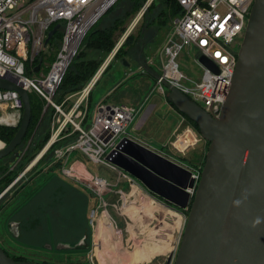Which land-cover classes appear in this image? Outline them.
I'll return each mask as SVG.
<instances>
[{
	"label": "built area",
	"instance_id": "obj_1",
	"mask_svg": "<svg viewBox=\"0 0 264 264\" xmlns=\"http://www.w3.org/2000/svg\"><path fill=\"white\" fill-rule=\"evenodd\" d=\"M114 1L0 0V76L16 82L29 92L35 91L56 108L51 137L38 156L44 155L56 142L71 137L54 147L51 161L64 160L61 162V170L67 176H75V160L67 165L69 156L74 151L79 150L94 161L117 169L107 159V154L125 136L137 140L127 128L139 112L140 106L100 101L89 122L88 96L104 68H99L80 91L67 95L61 103L54 101L61 79L87 31ZM254 1L178 0L182 13L173 19L171 30L158 50L163 71L156 78V83L161 91L167 89V82L218 118L236 69ZM146 6L147 4L144 8ZM143 11L142 9L139 13L143 14ZM56 23H64L61 47L46 73L41 66L35 71L37 65L34 66L33 60L47 46L48 32ZM186 48L196 53L194 60L201 68L198 79H193L180 69L178 57ZM202 56L208 58L215 68L205 64L201 60ZM153 62L154 57L151 56L150 61L147 57L144 64L150 65ZM27 63L31 67L29 74ZM22 115L23 101L20 93L14 89L0 88V125L18 127ZM6 144L0 139V150ZM156 151L192 171L195 185L191 193L194 195L203 167L191 166L174 159L165 151ZM83 181L100 197L109 189L108 180L103 176L84 177ZM95 214L96 210H93L92 215Z\"/></svg>",
	"mask_w": 264,
	"mask_h": 264
},
{
	"label": "water",
	"instance_id": "obj_2",
	"mask_svg": "<svg viewBox=\"0 0 264 264\" xmlns=\"http://www.w3.org/2000/svg\"><path fill=\"white\" fill-rule=\"evenodd\" d=\"M59 27L56 23L50 29L46 43ZM201 60L215 68L208 58L202 56ZM141 65L159 77L146 64ZM40 66L37 64L35 71ZM165 84L174 105L197 122L210 142L194 195L195 178L189 168L138 140L123 137L107 159L162 199L190 209L173 264H264V0L252 5L218 118L179 88ZM0 88L17 90L23 101L21 122L0 150L2 159L22 142L32 106L30 92L16 82L0 76ZM85 244L83 235L76 241H60L57 247L74 249ZM172 257L166 264H171ZM0 264L35 263L17 260L0 246Z\"/></svg>",
	"mask_w": 264,
	"mask_h": 264
},
{
	"label": "rangeland",
	"instance_id": "obj_3",
	"mask_svg": "<svg viewBox=\"0 0 264 264\" xmlns=\"http://www.w3.org/2000/svg\"><path fill=\"white\" fill-rule=\"evenodd\" d=\"M29 1L30 0H27V2ZM116 1L117 0H115L114 2ZM152 1L154 0H147V6L151 4ZM114 2L111 5H113ZM155 2L157 5L158 0ZM142 9L144 10L143 14H141L142 12L139 13ZM9 11H12V10H9ZM145 11H146V8H144L143 5L141 7H138L137 11L133 12L134 14L132 13L133 15H131L127 19L125 23V30L121 29L117 32V42L114 45L113 49L109 53H107L106 56L105 55L103 56L102 54H100L99 58L103 59L102 64H101L102 66L105 64V61L107 60L109 55H112V56L109 61L110 65L107 66V70L103 73L101 79L95 85L93 91L91 92L92 100H90L88 96V103L90 104L89 105V122L91 121V117L94 113L96 104L99 103L104 98H107V95H109L114 89L113 96L112 97L109 96L110 98L108 99H112L117 102L131 103L136 106L140 105L142 102L145 103L143 108L139 110L137 115H135L134 120L131 122V124L127 128L130 134H132L133 136H137V137H141L145 139L146 137L143 134V132H145L147 127L150 126L152 128L154 127L155 129H157V126H158L156 125L157 123H160L161 125H163L162 127H160L161 131L158 130V132L159 131L160 132L154 137L151 136L152 138L150 139L151 142L157 145L162 133L166 134L168 132V129L175 124V121L177 120L178 116L176 115V113L174 112L172 113L168 111L169 105L167 104V100L165 101V98H164L166 96L167 97L169 96L170 91L168 89V86H166L167 89L164 92H162L160 87L156 83V77L153 74L149 72L147 73L146 71H144L141 63L144 59H146V56L149 58V61H150L151 56H153L154 62L150 65L154 68V70L158 74L163 71L162 59L158 53V50L160 49L164 41V38L167 36L169 31L171 30L173 19L175 17L172 19H169L166 22L167 24L164 25L163 27L162 26L160 27V25L165 24V23L158 22L160 24V25L158 24L160 28L157 29V32L151 38V41L144 46L143 50H140L138 53L134 52L132 55L122 54L118 58L115 57L117 53L116 51L120 49L121 47L123 49L124 48L128 49V45H125L128 35L131 34V35L136 36L140 32V29L142 28L144 17H145L144 16ZM148 13H150V11H147L146 14ZM136 18L138 19L137 21L135 20ZM133 20H135L134 23H133ZM94 25L95 24H93L90 27V29ZM127 30L129 31L127 32ZM59 45H60V40H58L54 45L52 44L47 45L45 49L42 50L46 53V55L43 56L45 57L44 62H43L44 67L42 68V71L44 73L47 72L45 69H47V67L52 62L54 54L58 52L57 50L60 49V48L58 49ZM81 45H82V42L77 50L76 55L81 49ZM195 54L196 53L194 51L188 50L186 48L182 51L181 55H179L178 61H179L180 69L184 71L185 74L189 75L193 79H198L201 74V68L194 60ZM124 62H127V64H125ZM118 82L119 84L115 88H112V86L114 87V85H116V83ZM31 92L35 93V91H31ZM150 108L154 109V112H153L154 115L150 117V121L148 123L146 121V123L144 124L147 116L149 115L148 112ZM137 124H139V126L141 127L138 128ZM84 126H86V124H84ZM39 136H40L39 133H35V132L28 134L26 139L24 138L22 142L20 143V145L15 150H13L9 155L0 159V177H1V175L4 174L3 172L6 171L4 165H6L7 162H9L10 160H13V158L16 155H18V149H24L25 151L28 150L26 153L27 154L26 158L22 162L20 161L21 165H25V167L21 171V173L23 171L25 172L23 177L11 188H9L10 186L9 185L10 183H9L7 186L9 189L6 187V189L8 190L0 198V246L8 249L13 255L15 254L17 256H22L26 258V261L35 263V264L36 263L97 264L98 262H100V264H114V261L116 262L115 264H119L118 260L121 258L120 257L121 251L119 250L118 251L115 250V252L110 253L109 255L108 253L105 252L106 250H102L101 252H99L98 256H95L96 251H94L95 252L94 253L93 250L90 251L89 248H86L85 246L74 248V249H56V248L50 249L48 247L43 249L38 246L34 247V245L37 244L35 242L33 243L26 242L24 241V239L22 238L20 239L19 237H17L15 233L7 232L6 223L9 217L11 215L25 214V212L28 210L27 198L29 194L33 192L32 191L33 187L38 188L37 190L38 193L41 191L40 200L46 201L48 199L49 203H53V206L57 207V209L61 208L62 205L63 207L66 205L65 203L66 195L62 194L64 191L60 188L59 184L57 183L58 181L48 180L50 176L47 173H48V169L51 167L48 166L45 162L46 165L44 164L45 165L43 168L44 170H41V173L38 170L36 172L33 169L35 167L33 166L35 162L34 160L41 151V150L38 151L39 149L36 147L38 146V143H39L38 139L41 138ZM195 142H197V144L195 145V149H196L195 152H199V150L201 152V154L199 155L200 159L195 163L197 167H204L210 142L206 140L203 136L202 137L198 136L195 139ZM200 143H202V145H205L201 147L202 149L206 148L203 154H202L203 151H201L202 149L199 148ZM203 143H206V144H203ZM194 154L196 156V153ZM191 155H193V153H191ZM74 160H80L84 164V167L88 171L94 173V175L96 176L99 175V176L108 178L109 182L113 185V188L118 187V185L115 184L118 178V172L116 169H113L112 167L106 165L103 162L94 161L92 158L88 157L86 154H84L83 152L79 150L74 151L69 156L67 165L69 166V164L73 162ZM61 162H64V160H62ZM61 162H57L59 163L57 170H60L61 175H63V171L61 170V164H62ZM14 167L15 165L12 166L11 169ZM11 169L7 170V172L9 171L8 172L9 174L13 172L11 171ZM44 172H45L44 176L40 175ZM47 183L48 184L51 183L53 184V186L48 185ZM44 184H47V185L43 186ZM120 184H125L124 179H122ZM1 185L2 184H0V187ZM79 185L82 186V184H79ZM59 188L61 189V191H59ZM82 188L85 194L89 196L90 207L88 211L90 212L96 206L97 198L95 195L91 194V191H90L91 189L89 187L82 186ZM111 193L112 192L106 193L105 197L109 198V194ZM189 210L190 209L186 210L185 215H184V212L182 214V212L178 210V229L179 228L181 229L179 233L180 237H179L178 247H179L180 240L183 234V230H184V227L187 221L186 217H188ZM114 211L112 213L115 216V218L118 220L117 222L119 223L123 222V219L120 216L121 215L120 211L116 210L118 215L115 213L116 211L115 212ZM158 215L161 216L162 213ZM161 218H162L161 222L158 219H151V217H147L145 219L147 225L144 224L145 230H142L143 235H140L138 242L136 241V246L133 245V250L131 249L130 252H134V250L140 249L142 244L145 242V245L140 250H144L146 253V254L144 253V256H143L144 259H150L151 256L153 255L152 252L153 251L157 252L156 250L157 248L155 244L157 245V243H164L165 239H166L165 241L167 242L170 241L168 238L169 236L168 233H169L170 228L167 227L166 224H164L165 223L163 221L164 217L161 216ZM83 219L85 220L86 218L83 217ZM95 221L96 220H94V223ZM89 222H90V218H89ZM88 226L91 227V224L88 223ZM104 226L109 227L110 229L113 228L110 221L105 222ZM86 230H88V227L86 228ZM151 230H154L153 234L150 233ZM115 231L117 232L116 228H115ZM94 233H96L95 225H94ZM150 234L151 236H153L154 242L148 240V238H150ZM39 237L40 236H38V238ZM96 238L97 237L95 236V239ZM27 239L31 240L32 238H27ZM100 240H101L100 243L103 242L102 244L104 245V249L107 248L105 246L109 245V243H113L112 245L116 246L115 240H110L112 242H107L103 237L100 238ZM100 240H96L97 245ZM35 241H38V240L35 239ZM122 242L126 243L127 241L125 239H122L120 243ZM94 245H96V243ZM121 245L122 244H120V246ZM46 246H48V244ZM140 250H138L137 253L140 252ZM177 250L174 252L171 264H173L174 262ZM136 255L135 257H137ZM168 257H169L168 253L158 254L154 256L153 260L144 261L143 263L141 262V264H158L159 261H161L160 264H165ZM133 260L135 261V258Z\"/></svg>",
	"mask_w": 264,
	"mask_h": 264
},
{
	"label": "crops",
	"instance_id": "obj_4",
	"mask_svg": "<svg viewBox=\"0 0 264 264\" xmlns=\"http://www.w3.org/2000/svg\"><path fill=\"white\" fill-rule=\"evenodd\" d=\"M128 31L129 30H127V32ZM111 56L112 55H109V57L105 61V64L102 66L104 69L109 64ZM144 60L142 61L143 63L145 62ZM144 71L146 70L144 69ZM118 84L119 82L116 83L114 87L112 86V88H115ZM113 93H114V89L109 95H107V98H104L101 101L117 102L112 99H108L113 96ZM164 98H165V101L167 100V104L169 105L168 111L172 113L174 112L178 116L177 120L175 121V124L168 129V132L166 134L162 133L157 145L151 142L150 139L156 136L161 131L160 127H162L163 125H161L160 123L156 124L158 125L157 129H155L154 127L152 128L150 126L147 127L145 132H143V134L146 137L145 139L141 137H137V136L136 138L140 142L148 145L149 147L155 150L165 151L166 153L172 155L174 159H178L182 162H186L191 166H197L195 162H197L200 159L199 155L201 154V152L200 150L199 152H195L196 150L195 145L197 144V142H195V139L198 136L202 137V134L200 133L199 128H197L193 124L192 122L193 119L187 117L184 114V112L180 111L174 104L170 103L167 96ZM144 105L145 103L142 102L138 106H140V109H141L143 108ZM153 112H154V109L150 108L148 112L149 115L147 116L144 124L146 123V121L147 123L150 121V117L154 115ZM137 127L139 128L141 126L137 124ZM158 130L160 131L158 132ZM203 144H206V143H203ZM199 146H200L199 148H201L202 146H205V145H202V143H200ZM205 150L206 148L201 150L203 151L202 154L204 153ZM191 153H193V155H191ZM194 153H196V156ZM39 158H40L39 156L36 157L34 161H38ZM54 163L56 162H53V163L50 162L47 165L51 166ZM117 167L118 168L116 170L118 172V178L115 183L116 185H118L117 188H113V185L109 182L108 178L106 177L105 178L108 180V183H109V189L106 192H104L101 197L99 194L94 192L89 187L91 189L90 190L91 194L95 195L97 198L96 206L93 209V210H96V214L94 216L92 215L93 210H91L90 212L88 211L90 207L89 196L85 194L82 188V186L88 187L83 181V178L92 177L94 176V173L88 171L80 160H75L73 163V168L75 169V176H67L64 173L63 175H61V171L57 170V168L48 169L47 174L50 176L48 180L49 181H52L54 179L59 180V186L64 191L62 194L66 195L65 200L72 199L75 204L83 203L85 205L86 210L84 213L85 215L84 217L86 218L87 222L91 224L90 242H87L88 235L86 234V232H84V230H82V227L79 224L76 226L75 222L73 221V218L75 217V213L73 217L71 209L69 208L67 209V206H64V207L62 206V208H60L59 210H55L54 206L50 203H48L47 205V212L44 216V219L40 222L26 221L25 223V221L24 222L21 221V219L17 218L16 216L9 218L6 223L7 232L15 233L17 237H19L22 233H24L29 238H32V240H35V239L39 241L41 240L43 242L38 247L43 248V249L46 247L50 249L51 248L66 249V248H58L57 243L60 241H74V239H79L83 235H86V244L83 246H85L86 248H89L90 251L91 250H93V252L96 251V253L94 252L95 256H98L99 252H101L102 250H106L105 252L108 253V255L110 253L115 252V250L121 251V256H120L121 258L118 260L119 264H129V262L130 264H133V263L141 264V262L143 263L144 261L153 260L154 256L158 254H164V253H168L169 257L170 255L173 256L174 252L178 248L179 237H180L179 233L181 230L180 228L178 229V210H180L182 214L184 212V215H185L186 210L189 208L180 209L175 204H172L162 199L158 195L148 190L147 187L142 182L137 180L128 171L122 169L119 166ZM122 179H124L125 184H120ZM47 184H44L43 186ZM79 184H82V186H80ZM60 188H59V191H61ZM37 190L38 188L33 187L32 188L33 195L31 194L30 198L27 199L30 216H32L33 219H34V216L37 213H39L38 211L39 210L38 209L39 208V196H38L39 193ZM108 192H112V193L109 194V198H106L105 194ZM114 210L120 211V214H121L120 216L122 217L123 222L121 223L117 222L118 220L115 218V216L112 213ZM115 213L118 215L117 211ZM161 213H162L161 216L164 217V220H163L165 222L164 224H166L167 227L170 228L169 233H168L169 234L168 238L170 241L167 242L165 241L166 240L165 239L164 243H157V245L155 244L157 248L156 249L157 252L153 251L152 252L153 255L151 256L150 259H144L143 256H144L145 251L140 250L145 245V242L142 244L140 249L134 250V252H130L131 249L133 250V245L136 246V241L138 242L140 235H143L142 230H145L144 224L147 225L145 219L147 217H151V219H158L161 222L162 218L160 215H158ZM56 218L58 219L55 220ZM89 218H90L91 223L89 222ZM94 220H96L95 223H94ZM107 221H110L113 228L110 229L109 227L104 226V223ZM12 222H15L16 226L15 224L12 225ZM10 223H11V226L9 227ZM94 225H95L96 233H94ZM120 226L123 228H121ZM115 228L117 229V232L115 231ZM153 231L154 230H151L150 233L153 234ZM151 234L148 240L154 242L153 236H151ZM38 236L40 237L38 238ZM95 236L97 237L96 239H95ZM102 237L107 242H112L110 240H115L116 246L112 245L113 243H109V245L105 246L107 248L104 249V245L102 244L103 242L100 243L101 242L100 238ZM122 239H125L127 242L120 243ZM96 240H100L98 242V245H97ZM95 243L96 245H94ZM47 244L48 246H46ZM120 244L122 245L120 246ZM34 247H37V246H34ZM138 250H140V252L137 253ZM136 253H137V257H135ZM134 258L136 262L133 260ZM98 263L100 264V262ZM115 263L116 262L114 261V264ZM160 263L161 261H159L158 264Z\"/></svg>",
	"mask_w": 264,
	"mask_h": 264
},
{
	"label": "trees",
	"instance_id": "obj_5",
	"mask_svg": "<svg viewBox=\"0 0 264 264\" xmlns=\"http://www.w3.org/2000/svg\"><path fill=\"white\" fill-rule=\"evenodd\" d=\"M155 1L157 0L152 1V3L146 7V11L144 13L145 17H144V21L142 25V28L144 29L142 30L141 28L140 32L136 36L131 35V34L128 35L126 42H125V45H128V49H125V48L123 49L121 47L120 49L116 51L117 53L115 57L118 58L122 54L132 55L134 52L138 53L140 50H143L144 46L150 42L146 40L152 38L154 34L157 32L158 28H160L161 26L163 27L164 25L167 24L166 22L169 19L177 17L182 13V7L180 3L178 2V0H158L157 5ZM146 4H147V0H117L98 18L99 20L97 19L98 21L97 20L95 21L94 23L95 25L87 31L85 37L83 38L81 49L79 50L78 54L73 58V60L70 62V64L68 65L61 79V82L54 95L55 102L61 103L67 95L76 93L86 86V84L92 79V77L96 74V72L102 66L101 64H102L103 59L99 58L100 54H102L103 56L104 55L106 56V54L109 53L113 49L114 45L117 42V32L121 29L125 30V23L127 19L131 15L134 14L133 12L137 11L138 7H141L142 5L144 7ZM147 11H150V13L146 14ZM158 22L165 23V24L160 25ZM158 24L160 25V27L158 26ZM63 34H64V23H61L60 27L57 29V31L51 36V38L47 42V45H50V44L54 45L58 40H60V45L58 47L59 49L61 47ZM45 55L46 53L44 51H41L39 54H37L33 60L34 66L41 63V68H43L44 67L43 62L45 59V57L43 56ZM56 55H57V52L54 54L52 61L56 58ZM109 65L110 64H108L107 66ZM107 66L102 72L97 82L95 83V85L99 82L103 73L107 70ZM49 67L50 65L45 70L48 71ZM148 68L149 70L157 73L151 65H148ZM30 72H31V67H30V64L27 63V73L29 74ZM146 72L151 73L150 71H146ZM93 89L89 93L90 100H92L91 92L93 91ZM30 100H31V106H32V115H31L30 124L28 126V129H27V132L24 138L26 139L27 135L32 132L39 133L40 135L39 137L41 138L38 139L39 143H38V146L36 147L39 149L38 151H40L51 137V134H52L51 126H52L53 116L56 112V108L51 104L48 105L47 100L41 97L36 92L35 93L30 92ZM168 100L170 101V103L174 104L170 96H168ZM88 105L90 104L88 103ZM184 114L187 117H189L186 113ZM192 122L198 128L197 122L194 120H192ZM17 129L18 127H8V126L0 125V139L8 143L15 135ZM70 138L71 137H68L67 139H63L53 144L48 149V151L44 155H42L37 161V163L34 165L35 166L33 168L34 171L37 172L38 170L41 173V170H44L43 169L44 166L46 164H49L53 160L54 147L62 144V142L64 143L66 140H69ZM27 151L28 150H26L25 153H27ZM26 155L27 154L24 155L22 161L26 158ZM12 166H13L12 164L7 162V164L4 165L6 171H4L3 173L7 172L8 169H11ZM58 166H59V163L56 162L50 167L51 169H54V168H58ZM24 167L25 165H21L20 163H18V165H16L14 168L11 169V171H13L11 174L9 173L6 174V176H4L0 180V184H2L0 187V192L5 187H7L9 183L12 182L14 177L20 171H22ZM44 174L45 172L40 175L43 176ZM54 180H57L58 181L57 183L59 184L58 179H54ZM48 185H53V184L50 183ZM31 194L33 195V193H30L28 198H30ZM40 195H41V192H39L38 194L39 213H37L34 216V219L32 218V216H30L29 209L25 212V214L11 215L9 218L16 216L17 218L21 219V221L23 222L25 221V223L26 221H36V222L42 221L47 212V205L49 203V200L47 202L40 200V197H41ZM65 203H66L65 206H67V209L68 208L71 209L73 217L75 213V217L73 219H74L76 226L79 224L82 227V230H84V232H86V234L88 235L87 242H90L91 227L88 226L87 220L83 219V217L85 216L84 213L86 210L85 205L83 203L75 204L72 199L65 200ZM50 204L53 205V203H50ZM54 209L59 210L60 208L57 209V207H54ZM57 219L58 218H56L55 220ZM87 227H88V230H86ZM26 237L29 238L24 233H22L19 236L20 239L22 238L26 242L37 243L34 246H40L41 243L43 242L41 240L40 241L39 240L35 241L32 239L30 240V239H27ZM76 240L78 239H74V241ZM4 250L6 251L8 255H10L11 257L17 260H26V258L22 256H17L15 254L13 255L6 248H4ZM36 264H46V263H36Z\"/></svg>",
	"mask_w": 264,
	"mask_h": 264
},
{
	"label": "flooded vegetation",
	"instance_id": "obj_6",
	"mask_svg": "<svg viewBox=\"0 0 264 264\" xmlns=\"http://www.w3.org/2000/svg\"><path fill=\"white\" fill-rule=\"evenodd\" d=\"M144 28H142L143 30ZM26 151L24 149H18V155H16L13 160H10L9 163L12 164L13 166L18 165V163H20V161H22L24 155ZM35 164L37 163V161L34 162ZM24 171L21 173V171L14 177V179L12 180V182L9 184V188H11L12 186H14L24 175ZM6 174H8V172H5L3 175H1L0 180L6 176ZM8 188V187H7ZM8 188V189H9ZM6 189V187L0 192L1 196L8 190ZM3 192V193H2ZM0 196V197H1Z\"/></svg>",
	"mask_w": 264,
	"mask_h": 264
},
{
	"label": "bare ground",
	"instance_id": "obj_7",
	"mask_svg": "<svg viewBox=\"0 0 264 264\" xmlns=\"http://www.w3.org/2000/svg\"><path fill=\"white\" fill-rule=\"evenodd\" d=\"M136 190H137V189H136ZM136 190H135V191H136ZM136 199H137V197H136ZM141 200H142V199H141ZM154 202H155V201H154ZM147 203H148V202H147ZM147 203H146V204H147ZM149 204H150V203H149ZM148 206H149V205H148ZM156 209H157V208H156ZM152 217H154V216H152ZM161 220H162V219H161ZM135 255H136V254H135ZM138 255H139V254H138ZM136 256H137V255H136ZM141 257H142V256H141ZM129 264H130V262H129ZM133 264H136V263H133Z\"/></svg>",
	"mask_w": 264,
	"mask_h": 264
}]
</instances>
